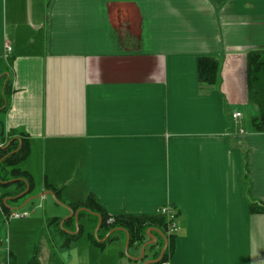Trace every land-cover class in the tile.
Instances as JSON below:
<instances>
[{
	"label": "crops",
	"instance_id": "0c3cea01",
	"mask_svg": "<svg viewBox=\"0 0 264 264\" xmlns=\"http://www.w3.org/2000/svg\"><path fill=\"white\" fill-rule=\"evenodd\" d=\"M256 51L264 52V0H0L8 95L0 100V143L23 134L30 145L15 165L30 183L0 165V184L30 190L23 203L15 192L0 199V221L41 195L43 214L8 218L9 236L30 232L32 242L47 228L35 253L12 250L21 243L10 240V260L159 257L165 240L147 232L165 234L158 223L130 241L128 256L124 230L96 235L100 217L80 205L92 196L111 216H155L171 205L170 264H264V131L255 128L261 107L249 98L247 76ZM203 55L219 58L216 84L199 80ZM148 241L155 243L141 257Z\"/></svg>",
	"mask_w": 264,
	"mask_h": 264
},
{
	"label": "trees",
	"instance_id": "16d2710c",
	"mask_svg": "<svg viewBox=\"0 0 264 264\" xmlns=\"http://www.w3.org/2000/svg\"><path fill=\"white\" fill-rule=\"evenodd\" d=\"M219 69V58L210 55L199 56L198 75L201 82L207 84H216L219 79ZM247 76L249 98L257 102L261 107V114L255 119V128L256 130L264 131V52L256 51L251 52L248 55ZM9 87L10 86L7 83L5 89L7 90ZM1 103L3 102L1 101ZM2 105L3 104H0V106ZM4 134L3 123H0V136H3ZM9 140L6 147L0 148V165L4 170L11 168L13 176L20 178L18 183L26 182L28 184L30 183V178H28L27 174L21 171L20 168L15 167V165L25 159L29 154V141L27 137L23 136V134L13 140ZM56 192L59 193L58 190H56ZM80 205L87 206L91 210H97L99 213H101L102 223L100 229L106 228L107 230H111L117 227L126 228L130 233L131 243H134L135 241H141L146 236V230L152 223H158L161 225L169 243L172 241L171 238L173 237V234H167V220L166 217L161 213L155 216H111L95 203V199L92 196H89L85 202L81 203ZM77 206H79V204H77ZM262 210H264V207ZM110 218H112L111 221ZM99 232L98 236L101 238L102 235H100ZM91 236L95 243L103 245V243L98 241L99 239L97 238V240L93 234H91ZM168 249L169 248L167 247L162 260H168Z\"/></svg>",
	"mask_w": 264,
	"mask_h": 264
},
{
	"label": "rangeland",
	"instance_id": "374dc122",
	"mask_svg": "<svg viewBox=\"0 0 264 264\" xmlns=\"http://www.w3.org/2000/svg\"><path fill=\"white\" fill-rule=\"evenodd\" d=\"M1 84V82H0ZM4 86H2V84L0 85V100L5 103L6 98L8 97L7 93L4 95ZM6 96V98H5ZM1 174H2V170H1ZM18 185L17 184H9V185H4V184H0V199L2 200V202L4 201V199L6 197H9L10 193H16L17 195L21 194L22 191L18 190ZM24 197L20 198L18 201H22V203L26 200H23ZM41 201L40 197L39 198H35L32 199V201H30L29 203H27L26 205L22 206L20 208V210H23L21 212H24L25 210H27V212L34 213L37 215H42L43 214V208L42 206L39 204ZM10 203H14V200H10V202L8 203V205H11ZM7 204V203H6ZM6 217V215H5ZM10 222L11 221H15L14 217L9 218ZM9 219L7 218V220H5V222L3 221V219H1L2 221H0V264H14L13 262H15L13 259L10 260V256L8 254H6V251H8L10 249V240L12 242V244L14 245L16 240L18 239L20 244V247H13L12 246V250H17L20 254H25L27 252H31V253H35V251L38 248V244L40 243V241L42 240V232L44 231V229L47 231V228H41L38 229L37 231L33 232V239L32 242H30L28 239H26V236L30 234V232H16L14 230H11V238L9 236ZM41 224V220L40 223L38 222V225ZM61 229H67L65 226L61 225L60 226ZM25 239L28 241V244H31V247H27L25 248L23 246V243L25 241ZM41 246V245H40ZM127 256L129 254V252H126ZM48 259V258H47ZM44 264H49V261H47Z\"/></svg>",
	"mask_w": 264,
	"mask_h": 264
},
{
	"label": "water",
	"instance_id": "95a60500",
	"mask_svg": "<svg viewBox=\"0 0 264 264\" xmlns=\"http://www.w3.org/2000/svg\"><path fill=\"white\" fill-rule=\"evenodd\" d=\"M14 181H16V180H14ZM14 181H13V182H14ZM29 193H30V190H29V187H28L25 191H23V192H22L21 194H19V195H16V197H14V198H21V197H23V196H25V195H27V194H29ZM47 193H50V194H52L54 197H56V196H55V192H53L52 190L47 191ZM40 196H41V195L29 197L27 202H30L32 199L38 198V197H40ZM67 207H68V209L70 210V216L75 215V217H76V219H77V217H78V212H76V211H75L72 207H70V206H67ZM84 209H85L86 211L90 212V213L97 214V215L100 217L99 224H98V226H97V228H96V235H97V231H98V229L100 228V225H101V220H102L101 218H102V217H101L100 213L93 212V211H92L91 209H89V208H84ZM117 229L124 230V231L128 234V240H127V245H126V252H127V251H128L129 243H130V241H131L130 234H129L128 230H127L126 228H124V227H119V228H117ZM152 231H157V232L161 233L163 239L165 240V244H164V247L162 248V250H161V252H160L159 257H158L157 259L150 260V261H149V264H151V263H158L159 261L162 260L163 255H164V253H165V251H166V249H167L168 242H169L167 236H166L163 232H161L159 229H157V228H155V227H150V228H148L147 232H148V235H149V236H151V237H155V235H153ZM106 239H107V237H106L105 239H102V241H105ZM154 243H155L154 241H148V242H146V243L143 244V246H142V256H141V257H143V255H144V253H145V249H146V247H147V246H150V245H152V244H154Z\"/></svg>",
	"mask_w": 264,
	"mask_h": 264
},
{
	"label": "built area",
	"instance_id": "2783aa9c",
	"mask_svg": "<svg viewBox=\"0 0 264 264\" xmlns=\"http://www.w3.org/2000/svg\"><path fill=\"white\" fill-rule=\"evenodd\" d=\"M12 48L10 46H8V50H11ZM241 116V112H238L235 114V117H239ZM2 147V143H0V148ZM159 213H161L162 215H164L166 217L167 220V234L171 235L174 233L175 229H176V222H175V218H176V213L173 209V207L171 205H165L163 207H161ZM27 215V212H18V211H13L10 214L7 215V218H11V217H23ZM112 220V218H110V221ZM156 264H170L168 260H161Z\"/></svg>",
	"mask_w": 264,
	"mask_h": 264
}]
</instances>
